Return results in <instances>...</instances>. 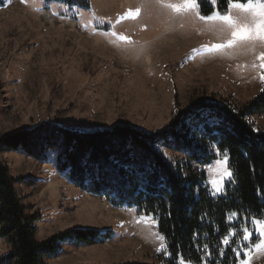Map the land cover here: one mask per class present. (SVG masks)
<instances>
[{
	"label": "rangeland",
	"instance_id": "374dc122",
	"mask_svg": "<svg viewBox=\"0 0 264 264\" xmlns=\"http://www.w3.org/2000/svg\"><path fill=\"white\" fill-rule=\"evenodd\" d=\"M90 3L87 10L45 7L41 0H4L0 6V138L41 123L84 132L127 125L155 133L195 100L240 107L264 88L258 59L264 47L245 44L206 52L204 46L231 36L195 12L176 13L156 0ZM137 7V19H122ZM121 35L131 43L121 41ZM249 120L264 130V112ZM56 154L49 151L39 160L0 148V162L16 180L25 213L37 217L35 240L45 242L74 229L113 234L96 244L58 243L54 253L43 256V264H162L166 247L157 250L165 242L157 238L156 220L80 191L58 173ZM215 160L203 167L213 196L219 194H213L211 182L219 183L223 172ZM245 227L252 230V220L235 232L240 234L233 247L236 264L247 258L245 245L252 250L251 264H264V253L254 249L259 243L255 232L243 240ZM231 233L232 241L236 235ZM8 251L0 239V258Z\"/></svg>",
	"mask_w": 264,
	"mask_h": 264
},
{
	"label": "trees",
	"instance_id": "16d2710c",
	"mask_svg": "<svg viewBox=\"0 0 264 264\" xmlns=\"http://www.w3.org/2000/svg\"><path fill=\"white\" fill-rule=\"evenodd\" d=\"M41 1L45 7L91 6L90 0ZM3 3L0 0V6ZM218 7L229 5L218 0ZM212 12L209 3L200 4V14ZM263 112L264 88L240 107L223 100H195L155 133L127 125L84 132L41 123L4 135L0 148L24 151L39 160L56 150L57 171L71 185L114 207L154 218L165 237L162 264H180L181 258L185 264H210L209 253L211 264H236L233 247L240 234L227 247L224 237L239 233L244 221L264 218V130L255 129L249 120ZM214 150L227 153L234 177L217 196L211 194L203 170L216 159ZM15 183L0 162V239L9 245L0 264H43V256L54 253L58 243L96 244L112 236L110 230L74 229L37 242V217L25 213Z\"/></svg>",
	"mask_w": 264,
	"mask_h": 264
},
{
	"label": "snow or ice",
	"instance_id": "6c2138e0",
	"mask_svg": "<svg viewBox=\"0 0 264 264\" xmlns=\"http://www.w3.org/2000/svg\"><path fill=\"white\" fill-rule=\"evenodd\" d=\"M161 7L172 10L176 13L183 12H195L199 16V19L205 22H212L213 24H219L221 30H227L230 33L231 38L224 43L212 44L204 46V50L209 53H219L225 49H232L245 44L256 45L259 44L264 47V0H247V2H240V0H226L229 5L228 9H221L218 7V0H183L182 3H169L167 0H156ZM207 2L213 7V12L208 15L200 14V4ZM232 10H235L236 15L232 14ZM141 9L137 7L135 10L129 9L122 19L135 20L140 15ZM116 35V33H112ZM121 41L131 43V40L127 36H119ZM261 64L259 67L264 69V52H261L259 57ZM255 67V65H253ZM260 79L264 81V74L260 76ZM213 155L223 156V160L216 159L215 164L223 168L219 183L216 180L211 182L213 194H220L224 190L225 181H233V173L228 164V155L226 152H219L214 150ZM232 217L236 216V213L230 214ZM253 229L245 227L242 231V238L244 241H249L253 232H255L256 239L259 243L254 244V249L259 253H264V219H252ZM231 235H236L232 232ZM157 238L162 242L165 240L163 235H158ZM223 244L227 247L232 241L228 236L223 239ZM165 244H161V248L157 249L161 251L165 248ZM207 248V246H204ZM244 256L246 259L240 260V264H251V249L247 245L244 246ZM223 254V253H221ZM236 255H240V251L236 250ZM211 254H208L207 259L210 264ZM180 264H185V261L181 258ZM187 264H191L188 261Z\"/></svg>",
	"mask_w": 264,
	"mask_h": 264
}]
</instances>
